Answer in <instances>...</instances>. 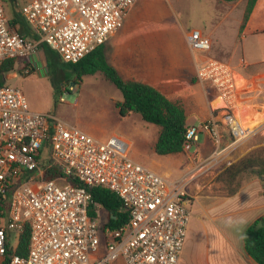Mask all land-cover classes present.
Returning <instances> with one entry per match:
<instances>
[{"label": "built area", "instance_id": "2783aa9c", "mask_svg": "<svg viewBox=\"0 0 264 264\" xmlns=\"http://www.w3.org/2000/svg\"><path fill=\"white\" fill-rule=\"evenodd\" d=\"M137 2L31 0L22 15L37 38H28L11 25L0 0V66L35 56L43 44L64 63L76 64L109 41ZM187 41L195 53L207 55L212 48L198 29ZM197 78L218 92L222 116L189 126L186 150L203 132L218 148L221 124L236 141L250 138L253 133L235 111L244 89L236 69L207 56ZM7 83L0 84V264H180L192 219L194 176L170 180L134 161L123 137L104 142L55 113L32 112L22 90ZM69 90L77 91L73 85ZM98 187L120 197L127 224H108V213L92 195ZM27 229L28 250L20 255Z\"/></svg>", "mask_w": 264, "mask_h": 264}, {"label": "crops", "instance_id": "0c3cea01", "mask_svg": "<svg viewBox=\"0 0 264 264\" xmlns=\"http://www.w3.org/2000/svg\"><path fill=\"white\" fill-rule=\"evenodd\" d=\"M247 3L248 0H138L123 26L107 42V59L125 80L150 84L172 101L179 102L186 111L189 126L221 118L222 110L219 107L222 105L218 104L222 101L218 92L209 83L197 78V68L207 56L226 62L236 69L244 83L235 110L239 121L243 125L244 122H253V125L244 127L264 135V0H258L242 28ZM5 9L11 22L13 18L9 16L6 6ZM12 26L19 30V25ZM194 29L211 39L212 48L207 55L191 50L187 38ZM114 38L115 43L111 45ZM164 59L170 61L168 66L161 62ZM17 65L16 60L15 69ZM36 65L43 67L37 54L20 60L19 70L23 73L31 67L34 71ZM14 71L6 75L5 82L11 78L10 75L17 76ZM220 134L222 144L227 143L222 151L239 148L240 141L234 140L225 125H220ZM227 137L234 142L229 143ZM194 146L193 154H190V149L180 154L158 155L150 168L159 173L163 171V175L170 177L172 172L167 167H183L186 173L180 179L187 173L195 177L194 171H189V167L193 166L192 160L198 163L196 156L202 159L211 155L217 146L213 137L206 132L201 134ZM249 149H237L234 152L235 160ZM261 208L264 209V204ZM255 209L257 207L250 204L242 210L215 211L217 214L210 216L211 222L203 223L198 229L200 236L195 241V247L196 254L200 250V255H197L201 258L200 264H258L247 254L243 239L247 228L264 216V212L257 216L249 214ZM205 211L209 212L208 209ZM193 233L191 219L180 264L187 263ZM208 244L213 253L205 254L203 249Z\"/></svg>", "mask_w": 264, "mask_h": 264}, {"label": "rangeland", "instance_id": "374dc122", "mask_svg": "<svg viewBox=\"0 0 264 264\" xmlns=\"http://www.w3.org/2000/svg\"><path fill=\"white\" fill-rule=\"evenodd\" d=\"M29 1L11 2L5 0L4 4L9 16L13 18L14 10L22 15V7ZM113 43H115V38L111 45ZM37 56L43 67L36 65L31 74L25 75L19 70L20 60H18L14 71L17 76L10 75L11 78L7 81V84L22 90L32 112L55 113L68 124L74 125L104 142L114 135L123 137L130 143V157L136 162L151 167L156 160L155 157H158L155 153V145L160 133L158 125L145 122L138 113L122 116L116 107L117 103L123 101L122 92L102 75L84 76L81 80H77L78 83L72 78L68 83L63 76L64 72H60L61 75L51 72L42 49H39ZM161 62L165 66L170 63L168 59ZM62 69L67 70L65 67ZM55 85L60 86L62 90V97L59 101L56 99ZM72 85L76 88V92L67 91ZM218 105H222V102H219ZM244 125L251 126L253 122H244ZM227 138L229 143L234 142L233 139ZM226 144V142L222 144L220 150L215 147V151L211 155L208 154L202 159L196 156L195 160L198 163L188 158L193 162L189 171L193 170L195 174L189 186L190 193L195 197V205L192 209L193 245L186 264H200L201 258L197 257L200 255V250L196 254L195 247V241L200 236L198 229L203 223L211 222L210 216L217 214L215 211L229 212L237 208L242 210L252 204L257 209L249 214L257 216L264 212V209L261 208L264 204V184L257 175L253 172L236 175L227 173L229 167L251 154L261 158L259 164L264 160V135L257 131L247 140L238 143L239 148L237 146L224 152L222 149ZM247 147L250 149L244 150L245 154L235 160L234 152L237 149H247ZM195 148L196 146H191L190 154L194 153ZM167 170L172 172L171 177L168 176L170 180L180 179L186 173L183 167H167ZM161 173L164 174L163 171ZM206 209L209 212H206ZM18 242V236L14 234L13 247H16ZM203 250L205 254L213 253L210 252L209 244ZM120 264H124V262L120 261Z\"/></svg>", "mask_w": 264, "mask_h": 264}, {"label": "trees", "instance_id": "16d2710c", "mask_svg": "<svg viewBox=\"0 0 264 264\" xmlns=\"http://www.w3.org/2000/svg\"><path fill=\"white\" fill-rule=\"evenodd\" d=\"M15 2L16 0H10ZM236 2L238 0H225ZM258 0H248L245 10L243 26L246 25L253 13ZM14 12H16L14 10ZM12 25H19V32L28 37L36 38L30 26L22 16L16 12L11 21ZM47 60V65L55 75L63 76L70 83L73 78L76 83L84 76L102 75L108 82L121 90L123 101L116 104L122 116L138 113L142 119L160 128L159 137L155 145V153L159 156L180 154L186 151L188 140L186 138L188 117L184 107L172 101L154 86L137 81L125 80L117 69L111 65L106 56V44L98 47L76 64L64 63L59 55L47 45L41 46ZM16 60H9L0 66V84L6 80V75L15 70ZM65 67L67 70H63ZM52 73V74H53ZM67 91L70 92L68 89ZM56 99L62 97L61 87L55 85ZM258 156L251 154L245 159L233 164L227 169L230 175L253 172L264 184V160L259 164ZM95 202L102 205L108 213V224L112 227H121L128 223L129 213L124 210L123 202L114 192L98 187L92 190ZM244 245L246 252L258 264H264V216L255 220L244 233ZM30 241V232L27 229L21 236L18 253L26 255Z\"/></svg>", "mask_w": 264, "mask_h": 264}, {"label": "bare ground", "instance_id": "6f19581e", "mask_svg": "<svg viewBox=\"0 0 264 264\" xmlns=\"http://www.w3.org/2000/svg\"><path fill=\"white\" fill-rule=\"evenodd\" d=\"M244 126V125H243ZM249 131V128L247 129ZM256 130H252L251 132L254 133ZM250 132V131H249ZM171 173H169L170 175ZM171 177V176H170Z\"/></svg>", "mask_w": 264, "mask_h": 264}]
</instances>
